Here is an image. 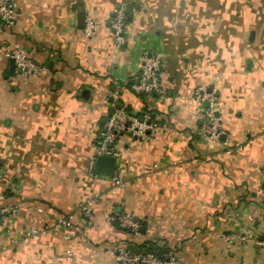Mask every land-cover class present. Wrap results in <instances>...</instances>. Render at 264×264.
<instances>
[{"label": "crops", "instance_id": "1", "mask_svg": "<svg viewBox=\"0 0 264 264\" xmlns=\"http://www.w3.org/2000/svg\"><path fill=\"white\" fill-rule=\"evenodd\" d=\"M15 4L13 24L0 22V209H16L1 219L0 264H118L117 248L150 244L179 264H264V0ZM119 7L127 25L116 48L108 27ZM88 18L101 27L94 38L79 27ZM17 49L44 70L11 72L5 53ZM144 54L161 60L162 94L135 88ZM201 87L214 92L218 142L203 134ZM110 93L165 127L151 141L115 140L123 186L90 175ZM91 198L85 225L76 208ZM66 214V229L28 235ZM122 214L138 235L109 221Z\"/></svg>", "mask_w": 264, "mask_h": 264}, {"label": "built area", "instance_id": "2", "mask_svg": "<svg viewBox=\"0 0 264 264\" xmlns=\"http://www.w3.org/2000/svg\"><path fill=\"white\" fill-rule=\"evenodd\" d=\"M16 19V4L15 0H0V22L3 25L10 26ZM126 12L124 7L117 8L111 18L109 24V31L114 39V46L119 48L124 43V33ZM101 30L97 21L88 18L85 21L83 34L87 38L96 37ZM5 56L12 59L15 66V72L24 79L40 74L44 68L33 61L23 50L17 49L6 52ZM161 60L156 56L144 54L139 63V75L136 82V90L146 95H159L163 93L160 84ZM195 98L200 104L206 105L202 110V119H206L203 125V134L214 142H218L222 136L220 128V119L215 114L214 92L208 91L201 87L194 93ZM117 95L110 93L105 102L110 106L111 112L108 115L103 130L99 135L98 141L94 145V157L92 158L90 166V175L95 176L93 171L94 162L99 156H108L117 158L119 152L114 148L115 140L122 135L129 136L133 141H151L156 134L165 129L164 125L150 114H142L140 117L127 113L123 108H117ZM240 149L239 146L226 147L227 154H234ZM113 174V173H112ZM109 176L114 186H123L124 182L113 175ZM113 176V177H112ZM95 204V198L80 204L76 211L83 217L82 222L85 225H90L92 215V207ZM16 212V209L1 208L0 209V252L5 248L6 238L2 233L1 219L11 213ZM74 219L73 214H66L56 218L53 223L44 225L41 228H33L28 231L30 237H38L47 234L52 230H64L71 225ZM109 221L117 226L122 231L128 232L132 235H138L140 224L135 221L130 215H110ZM225 241H233V235L223 236ZM244 239V238H243ZM260 246L264 248V240L259 242ZM113 257L118 264H179L178 258L173 254H169L166 258H159L151 252L146 250L144 255H137L131 253L127 248H117L113 253Z\"/></svg>", "mask_w": 264, "mask_h": 264}, {"label": "water", "instance_id": "3", "mask_svg": "<svg viewBox=\"0 0 264 264\" xmlns=\"http://www.w3.org/2000/svg\"><path fill=\"white\" fill-rule=\"evenodd\" d=\"M81 19H84V15L81 14ZM81 28L84 27V25L79 26ZM10 61V69L11 72L14 69V62L12 59L9 60ZM117 108H120L121 105L117 104L116 105ZM224 137V136H222ZM116 168V159L113 157H108V156H99L96 158L95 162H94V172L100 175H111L114 170ZM127 249L133 253V254H137V255H144L146 253V250H138L135 246L130 245L127 247Z\"/></svg>", "mask_w": 264, "mask_h": 264}, {"label": "trees", "instance_id": "4", "mask_svg": "<svg viewBox=\"0 0 264 264\" xmlns=\"http://www.w3.org/2000/svg\"><path fill=\"white\" fill-rule=\"evenodd\" d=\"M125 25H127V20H125ZM125 111L127 112V113H129V114H131L128 110H126L125 109ZM115 226V225H114ZM115 227H117V226H115ZM119 229V228H118ZM120 230V229H119ZM145 248H146V250L148 251V252H151V253H153L154 255H156L157 257H159V258H166V252L163 250V249H161V248H158V247H156V246H154V245H148V246H145Z\"/></svg>", "mask_w": 264, "mask_h": 264}]
</instances>
